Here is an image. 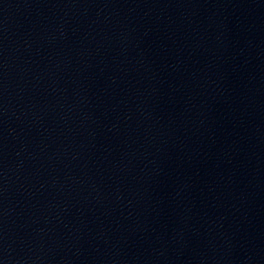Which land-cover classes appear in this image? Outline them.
Instances as JSON below:
<instances>
[{"label": "water", "instance_id": "water-1", "mask_svg": "<svg viewBox=\"0 0 264 264\" xmlns=\"http://www.w3.org/2000/svg\"><path fill=\"white\" fill-rule=\"evenodd\" d=\"M0 264H264V0H178L2 194Z\"/></svg>", "mask_w": 264, "mask_h": 264}]
</instances>
